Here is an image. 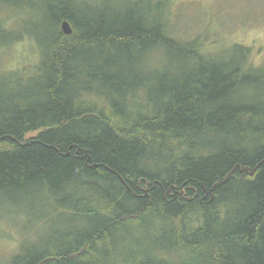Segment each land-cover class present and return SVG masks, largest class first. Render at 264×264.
I'll use <instances>...</instances> for the list:
<instances>
[{
    "label": "trees",
    "instance_id": "16d2710c",
    "mask_svg": "<svg viewBox=\"0 0 264 264\" xmlns=\"http://www.w3.org/2000/svg\"><path fill=\"white\" fill-rule=\"evenodd\" d=\"M170 3L49 5L19 69L4 31L0 223L50 214L0 264H264V64Z\"/></svg>",
    "mask_w": 264,
    "mask_h": 264
},
{
    "label": "rangeland",
    "instance_id": "374dc122",
    "mask_svg": "<svg viewBox=\"0 0 264 264\" xmlns=\"http://www.w3.org/2000/svg\"><path fill=\"white\" fill-rule=\"evenodd\" d=\"M61 1L63 0H0V39L5 36L4 31L8 30L13 35H22L25 40V43L11 44L5 50L6 54L3 56L5 67L19 69L36 61L35 50L30 44L34 43L33 39L38 34H43L49 25L46 21L49 5ZM113 1L118 3L128 0ZM170 2L168 11L173 13L174 21L179 25L178 30L188 33L200 23L205 25L208 23L213 31L212 40L223 45L240 43L249 46L251 60L255 64H264V0H170ZM196 31L197 29H194L191 32ZM212 40L206 42L208 49L217 46ZM11 209L7 207L5 215L15 229L11 230L12 226L0 223V257L5 255L1 253V249L11 251L14 248L11 245L15 234L17 239L21 240L27 236V228L32 226L35 230L29 239L37 242L40 231L48 230L50 211L47 207L34 209L32 213L38 216L28 215L31 222L29 224L22 206H18V214L12 215ZM59 218L61 219V215Z\"/></svg>",
    "mask_w": 264,
    "mask_h": 264
},
{
    "label": "water",
    "instance_id": "95a60500",
    "mask_svg": "<svg viewBox=\"0 0 264 264\" xmlns=\"http://www.w3.org/2000/svg\"><path fill=\"white\" fill-rule=\"evenodd\" d=\"M61 30L65 34H71L72 29H71V26H70V24H69V22L67 20L62 21V23H61Z\"/></svg>",
    "mask_w": 264,
    "mask_h": 264
}]
</instances>
